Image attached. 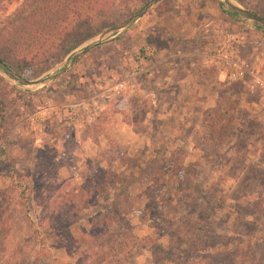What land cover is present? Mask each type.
I'll list each match as a JSON object with an SVG mask.
<instances>
[{
	"label": "rangeland",
	"instance_id": "374dc122",
	"mask_svg": "<svg viewBox=\"0 0 264 264\" xmlns=\"http://www.w3.org/2000/svg\"><path fill=\"white\" fill-rule=\"evenodd\" d=\"M228 1L264 16V0ZM20 2L6 4L0 20ZM141 2L132 1L127 18ZM225 10L222 0H159L44 84L18 85L0 69V149L27 186L19 199L0 178V264H74L85 247H67L65 236L86 233L101 203L100 197L86 202L78 188L107 165L133 176L126 218L138 245L123 264H264V89L249 76L219 82L201 71L213 79L154 85L167 72L164 64L182 62L174 50L197 53L185 44L201 42V29L239 38L240 57L264 80V33ZM157 59L162 66L152 65ZM59 63L25 81L53 74ZM118 82L119 95L99 93ZM220 100L232 106V129L214 143L204 134ZM172 163L183 168L187 186L168 176ZM153 174L160 176L155 185ZM25 211L44 239L40 257Z\"/></svg>",
	"mask_w": 264,
	"mask_h": 264
},
{
	"label": "trees",
	"instance_id": "16d2710c",
	"mask_svg": "<svg viewBox=\"0 0 264 264\" xmlns=\"http://www.w3.org/2000/svg\"><path fill=\"white\" fill-rule=\"evenodd\" d=\"M18 0H0V14L5 5ZM133 0H21L16 8L0 20V64L16 76L30 80L51 69L54 65L100 32L126 19ZM144 6L149 0H141ZM159 1V0H158ZM157 1V2H158ZM156 2V3H157ZM156 6L154 12L160 14ZM263 18L264 16L249 11ZM225 13L233 18L241 17L229 10ZM122 15V18H118ZM119 19V21H118ZM253 30L264 33V26L250 20ZM77 58L73 60L75 62ZM231 104L220 100L218 108L210 115L211 121L204 139L221 143L232 127ZM3 106L0 102V140L3 136ZM168 171L172 181L180 184L187 181L179 177L181 166L172 165ZM0 178L7 179L9 189L14 190L19 199H24L27 191L20 173L4 149H0ZM160 176L149 177L155 185ZM132 175H121L105 168H97L87 184L79 187V197H100L101 203L89 220V228L82 236L74 238L66 235L67 247L83 246L84 250L74 264H123L130 259L133 248L138 245L126 216L131 212L128 187L133 183ZM87 205V204H85ZM29 236L40 257L44 251V239L27 215ZM111 225V228H110ZM113 225V226H112ZM179 246L186 245L179 238ZM123 255V256H121ZM6 262L5 264H9Z\"/></svg>",
	"mask_w": 264,
	"mask_h": 264
},
{
	"label": "built area",
	"instance_id": "2783aa9c",
	"mask_svg": "<svg viewBox=\"0 0 264 264\" xmlns=\"http://www.w3.org/2000/svg\"><path fill=\"white\" fill-rule=\"evenodd\" d=\"M240 47L241 40L239 38L223 30L214 29L210 45L202 47L195 54L180 53L177 54V57L188 60V67L191 70L215 73L223 81L230 83L242 82L246 76H249L253 85H257L263 90L264 80L257 77L240 57ZM121 90L120 82L99 87V93L103 97H107L106 93L119 95Z\"/></svg>",
	"mask_w": 264,
	"mask_h": 264
},
{
	"label": "water",
	"instance_id": "95a60500",
	"mask_svg": "<svg viewBox=\"0 0 264 264\" xmlns=\"http://www.w3.org/2000/svg\"><path fill=\"white\" fill-rule=\"evenodd\" d=\"M158 0H149L144 6H142L138 11H136L134 14H132L131 16H129L128 18L122 20L121 22H119L118 24H115L111 27L106 28L105 30H103L102 32H100L98 35H96L95 37L91 38V42L78 49V50H73L71 53L68 54V56H66L65 60H63L62 62H60L55 68H53L51 71L56 70L57 68H60V70L54 72L53 74H43V79L41 78H37L35 80H32L30 82H26L25 80L17 77L16 75H14L13 73H11L5 66L0 64V69H1V74L7 78H13L14 80H16L18 85H27V84H44L46 83L48 80H50L51 78H53L56 74L60 73L61 71H63L66 67L69 66V64L79 55L83 54L84 52L98 46L99 44H101L102 42L108 40L109 38L113 37L114 35H116L118 32L126 29L129 25H131L134 21H136L139 17H141L143 14H145L148 10H150V8L157 2ZM226 6V8L241 16L244 18H247L251 21H255L259 24H262L264 26V19L257 17L253 14H251L250 12L240 8L239 6L231 3L228 0H222Z\"/></svg>",
	"mask_w": 264,
	"mask_h": 264
},
{
	"label": "crops",
	"instance_id": "0c3cea01",
	"mask_svg": "<svg viewBox=\"0 0 264 264\" xmlns=\"http://www.w3.org/2000/svg\"><path fill=\"white\" fill-rule=\"evenodd\" d=\"M163 28H164V26L163 25H160L158 28H155V30L156 31H162ZM201 32L203 33V35H205L202 38L201 42L200 41H199V43L196 42L193 45L192 44L191 45L190 44H185V46L189 50L190 49H192V50L196 49L198 51L202 47L208 46V45L211 44V39H212V35L213 34H211V35L208 34L207 35V30L205 31L203 29H201L200 33ZM159 33H161V32H159ZM154 34L155 35H158V33H154ZM200 37H201V34H200ZM169 47H170V44H169ZM164 51H166V48H165ZM171 51H172V49H171ZM180 52H181L180 50H174L173 55H176L175 57H177V54L180 53ZM192 53H195V52H191L189 54H192ZM163 61H164L163 59H157V60H155V62L152 65H157V66L160 65V66H162L163 65L162 64ZM180 61H182V62L181 63L180 62H177V63L176 62H171L169 64H164L165 65V69H167V72L162 76L161 79L156 80V81H158V84H154V85H157V86L160 85V86L165 87V86H167L169 84H173V83H175L176 85H183L182 83H186V84L193 83V82H197L199 80H202L201 78H204V79H213V77L210 74H205L202 77V75H200L198 71L191 70L188 67V60H186V59L185 60L180 59ZM173 76H176V77L174 78ZM214 80L220 82L222 80V78L219 77V76H217V77H214ZM150 94L152 96L155 95L152 92Z\"/></svg>",
	"mask_w": 264,
	"mask_h": 264
}]
</instances>
